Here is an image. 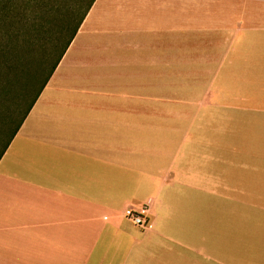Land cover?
<instances>
[{
  "label": "crops",
  "instance_id": "1",
  "mask_svg": "<svg viewBox=\"0 0 264 264\" xmlns=\"http://www.w3.org/2000/svg\"><path fill=\"white\" fill-rule=\"evenodd\" d=\"M118 1L0 160V264H264V0Z\"/></svg>",
  "mask_w": 264,
  "mask_h": 264
},
{
  "label": "trees",
  "instance_id": "2",
  "mask_svg": "<svg viewBox=\"0 0 264 264\" xmlns=\"http://www.w3.org/2000/svg\"><path fill=\"white\" fill-rule=\"evenodd\" d=\"M94 1L76 0L75 6L65 8L68 9L67 17L57 24L56 39L49 42L50 49H45V57L41 59L38 67L31 69L25 56L48 43L42 39L55 32L48 27V21L60 7L55 4L56 0H0V108L8 105L6 98L9 96L10 87L18 82L22 71L27 74L23 91L37 83L32 100L27 103L19 121H16V113L22 110L23 91L8 106V111L10 107H14L13 113H0V160L53 75ZM52 58L53 61H49Z\"/></svg>",
  "mask_w": 264,
  "mask_h": 264
},
{
  "label": "rangeland",
  "instance_id": "3",
  "mask_svg": "<svg viewBox=\"0 0 264 264\" xmlns=\"http://www.w3.org/2000/svg\"><path fill=\"white\" fill-rule=\"evenodd\" d=\"M75 1L76 0H56L55 4L60 8H57L56 11L53 12V15L51 16L52 19H50L48 21V22H50L48 27L52 31L55 30V32L51 36H46V37H44V39H42L45 42H48V43H46V45L39 46L41 48L35 49L29 56H25V59L29 61V66L31 69L38 67V64L40 63L41 59L45 57L44 56L46 54L44 52L45 49H46V51L48 49H50L49 42H53L56 39L55 34L57 31V29H56L57 24L60 22L61 19H65L67 17L68 9H65V8L75 6ZM136 1L137 0H119L118 1V8H125L129 3L134 4ZM110 12L112 14H114V6L110 8ZM56 57H57V54L55 55V58ZM55 58H54V60H55ZM49 61H53V58L49 59ZM29 73H30V71H29ZM187 73L189 74L190 72L187 71ZM188 74L185 76H182V77L187 76V78H190V76ZM175 77H179V76L176 75ZM26 81H27V74L25 71H22V75L20 74V78H19L18 82L10 87L11 90H10V93L8 94L9 96L6 98V100L9 102L8 105L6 104L5 107H1L0 113H2V114H6L8 112L13 113L14 107H10L9 111H8V106H11V104L14 103V102H12L13 99H15L17 97V95L19 93H21V91H23L24 86L26 84ZM36 88H37V83H34V84H32V86L30 88H27L22 92V110L19 113L17 112L16 113L17 115L15 114L16 115V121H19L21 119V116L23 117V114L25 112L24 109H25L27 103L29 104L31 102V100H32L31 96L35 92ZM2 127H1V130H2ZM1 169L2 168H0V171H1Z\"/></svg>",
  "mask_w": 264,
  "mask_h": 264
},
{
  "label": "built area",
  "instance_id": "4",
  "mask_svg": "<svg viewBox=\"0 0 264 264\" xmlns=\"http://www.w3.org/2000/svg\"><path fill=\"white\" fill-rule=\"evenodd\" d=\"M124 218L142 231L150 229L152 225L148 217V208L146 206L142 207L140 210L126 209L124 211Z\"/></svg>",
  "mask_w": 264,
  "mask_h": 264
}]
</instances>
